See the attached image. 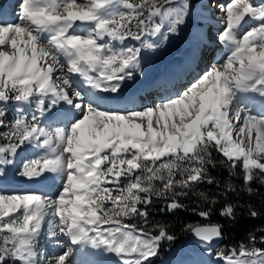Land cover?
I'll use <instances>...</instances> for the list:
<instances>
[{
    "label": "snow or ice",
    "instance_id": "1",
    "mask_svg": "<svg viewBox=\"0 0 264 264\" xmlns=\"http://www.w3.org/2000/svg\"><path fill=\"white\" fill-rule=\"evenodd\" d=\"M17 7L10 20L0 14V264H152L175 236L164 224L146 227L150 206L158 199L175 212L191 195L206 222L185 230L202 253L217 264H264V234L214 247L224 225L211 221L212 206L235 186L197 191L220 185L218 165L250 195L264 187V0L210 5L219 9L222 55L180 89L132 107L118 98L142 74V50L187 26L191 0ZM33 146L39 151L20 159ZM10 167L48 190L5 191ZM235 208L225 203L220 215L234 220ZM249 215L259 213L250 206ZM45 238L58 251L48 254Z\"/></svg>",
    "mask_w": 264,
    "mask_h": 264
},
{
    "label": "rangeland",
    "instance_id": "2",
    "mask_svg": "<svg viewBox=\"0 0 264 264\" xmlns=\"http://www.w3.org/2000/svg\"><path fill=\"white\" fill-rule=\"evenodd\" d=\"M216 1H217V3H219V2H223V3L229 2V0H216ZM200 2H201V0H191V3H192L191 15H190V17L188 19V23L189 24L187 23L189 26L191 24H194L197 27H200V28L203 27V22L200 19L199 10H196L194 8V6H197V4L200 3ZM207 2L212 3L213 0H207ZM15 3L18 5V0H16L13 4H15ZM10 8H11V6L9 4L8 9H10ZM214 10L216 11V12H214L215 16H218L219 15V9L218 10L214 9ZM16 11H18V8H17ZM214 13H212V14H214ZM188 25L186 27H184L182 29V31H180L178 34L170 35L167 41H162L161 39H157L155 42L159 45L158 48L142 50V55H143L142 74L139 73V72L137 73L136 80L134 82H131V81L129 82V84L124 88V91H123V95L124 96L123 95H122L123 97L120 96L121 98L119 97L118 101L119 100H123V99H127L129 95H136V93H137V96H142L143 93L148 92V91H151L152 92L151 94H159V91L164 89V87L163 88L161 87V82H162L161 81V77L156 76V75H158V73H156L157 66L163 65L164 69L162 70V74H165L167 72V70L165 68L167 66H165V63L171 65V64H176V63H179L180 61H185L186 60V58L188 57L186 55V53L189 51V43H186L188 37H186V38H183V37L190 35L191 31H192L191 29H189L190 27ZM211 30H212V27H209L206 30L207 34H209L211 32ZM220 30H221V26L219 25V27L217 28V31L219 32ZM181 38H183V39H181ZM132 43H137V42L132 41ZM216 48H217V50H216ZM206 51L207 52H205V55L204 54L201 55V57H204V61L202 63L204 68L206 66H210L211 65V64H209L208 61L212 60L214 56L216 57L215 52H216V54L219 53L218 57L220 55H222V46L219 43H217V45L215 44V46H212V48H210L208 50L206 49ZM175 52H178V53L175 54ZM176 56L179 57L181 60H179ZM175 60H176V62H175ZM182 65L183 64H181L180 66H182ZM182 70H184V69H182ZM185 71L186 72H183V73H182V71H180L181 73L177 71L176 72L177 74L174 77V78L178 79V81L180 79H183L182 80V81H184L183 83L177 84V86L181 85L180 88L183 87L185 84H187V82L190 81L191 79H193L196 76V74H197L196 73L195 75L192 76L191 75L192 69L190 70V72L187 69H185ZM199 72H201V71H199ZM186 75H187V77H185ZM152 77H154V78H153V80L151 82V78ZM150 83L152 85L154 84L153 87H151ZM147 104H148V102L145 103V105H147ZM38 151L39 150L36 149L34 146L33 147H27L22 152H20V159L31 158ZM7 171H8L9 176L13 179V181L15 183H17V184H22V183L29 184L27 181H25V180H23V179H21L19 177L16 168L10 167V168L7 169ZM59 182H60L59 179H57V183H59ZM41 190H45L46 191L48 189L41 185ZM135 222L139 223V224H143L142 220H137ZM146 227L151 228L152 226L149 224ZM163 243H164V247L163 248H166L167 245L170 244V242L166 241V240L163 241ZM41 246L45 249V251L48 254H51V253H54V252L58 251V249H56V247H55V243L53 241H51L50 239H47V238H45L42 241V245ZM202 247L203 246L198 242V240H196L194 238H191L188 235L178 245L176 244V246L174 245L172 248H170L166 254L162 255L163 253H159V255L162 256V259L160 260V262L158 264H181L183 259H185V257L190 252H191L190 256H188L187 258H189L190 260L193 259L194 262H196L195 264H213L214 262H216L217 261V257L215 255L209 256L207 253H202L201 252V248ZM214 247L217 250L224 249L221 245H217V246H214ZM179 248H180V251H179V254L177 256V259L172 260V261L171 260L168 261V258L170 257V255H172V253L175 252ZM161 249H162V247H161ZM157 259H158V257H157ZM189 259H187V260H189ZM195 259H196V261H195ZM207 260H209V263H206ZM189 263L191 264V262H189Z\"/></svg>",
    "mask_w": 264,
    "mask_h": 264
},
{
    "label": "trees",
    "instance_id": "3",
    "mask_svg": "<svg viewBox=\"0 0 264 264\" xmlns=\"http://www.w3.org/2000/svg\"><path fill=\"white\" fill-rule=\"evenodd\" d=\"M213 155L217 160L222 158V154L214 152ZM212 175L215 176L219 181L220 185H208L202 184L198 188V192H206L208 194L220 193L224 189L226 183H231L235 186L236 191L229 193L227 199L224 197H217V203L213 205V215L211 221L220 222L224 225V237L220 245L224 248H231L238 246L243 241L247 242L249 234H255L257 237L264 234V187H260L254 184V188H259L260 195H250L243 188V181L239 176H230L229 172L223 166H219L212 169ZM184 203L187 205L186 209L177 210L175 212H169L164 207V202L161 200H154L150 206V225L153 227L155 224H164L171 234L175 236V240L170 242L166 248L162 242V249L159 253L166 254L170 248L180 243L190 232L185 230V225L188 223H194L199 221L205 223L206 221L200 218L196 212L191 209L204 205L202 204L201 198L197 195H191L190 199L185 200ZM225 203H233L236 205L235 208V219L226 218L220 215V209ZM253 207L259 215L255 218L249 215V207ZM158 257V259H157ZM162 256L158 255L152 259V264H158Z\"/></svg>",
    "mask_w": 264,
    "mask_h": 264
},
{
    "label": "bare ground",
    "instance_id": "4",
    "mask_svg": "<svg viewBox=\"0 0 264 264\" xmlns=\"http://www.w3.org/2000/svg\"><path fill=\"white\" fill-rule=\"evenodd\" d=\"M15 1L16 0H0V10H2L6 14V17H5L6 19L10 20L13 18L14 12L18 8L16 6L17 5L16 3H15L16 5L13 4ZM208 3L209 2H207V0H201V2L197 4V6H194V8L196 10H199L200 19L203 22V27L200 28L194 24H191L189 26L188 25L189 23L187 24L190 27L189 29H191L192 31H191V34L189 33L190 35L183 37V38L188 37L186 43H189V51L186 53V55L188 57L186 58V60L180 61L179 63H176V64H171V65L165 63V66H167V67H165L167 70V72L165 74H162V70L164 69L163 68L164 66L163 65L157 66L156 73H158V75H156V74L155 75L158 77H161L162 82H165L167 80L170 81L169 82L170 85L166 86V84L165 85L163 84L164 89L159 91V94H151L152 92L148 91V92L143 93L142 96H137V93H136V95H129L127 99L119 100V102L124 103L125 105H127L129 107H132L134 105H145V103H147V102L149 103V102L156 100L159 96L166 94V92H168V91L177 90L180 88L181 85L177 86V84L183 83L184 82V81H182L183 79H180L179 81L173 80V78L177 74L176 73L177 71L178 72L182 71V73H183V72H186L185 69L189 70V72L192 69V72H191L192 76L195 75L196 73H198L199 71H202V69L204 68V66L202 65V63L204 61V57H201V55H203V54L205 55V52H207L206 49L208 50V49L212 48V46H215V44L217 45V43H218L216 40V36L218 34L217 28L219 27V24H217V21L213 18L215 16L214 12H216L214 9L218 10V8L210 7V5H212V4H217V1L213 0L212 3H209V4ZM219 3H221V2H219ZM9 4L11 6L10 9L12 11L10 9H8ZM212 13H214V14H212ZM209 27H212V30L209 34H207L206 30ZM183 38H181V39H183ZM216 50H217V48H216ZM177 53L178 52H175V54H177ZM215 55H216V57L214 56L212 60L208 61L209 64H211L218 57L219 53L216 54V52H215ZM177 58L179 60H181L179 57H177ZM175 62H176V60H175ZM181 64H183V65L180 66ZM182 69H184V70H182ZM154 77H152V78H154ZM185 77H187V75ZM153 85H151V87H153ZM2 187L5 191H8V192H23V191H26L29 189L34 190L38 187L41 188V185L25 184V183L17 184L9 176L8 171H7V175L5 176V178L2 181ZM179 251H180V248L177 249L175 252H173L169 258L167 257L168 261H170V260L172 261V260L177 259ZM190 253L185 257V259H183L181 264H190L189 262H191V264L196 263V262H194L193 259L190 260L189 258H187L188 256H190ZM106 259H108L110 262L115 261V257H113V256H107ZM187 259H189V260H187ZM195 261H196V259H195ZM206 263H209V260H207ZM213 264H217V261L214 262Z\"/></svg>",
    "mask_w": 264,
    "mask_h": 264
},
{
    "label": "water",
    "instance_id": "5",
    "mask_svg": "<svg viewBox=\"0 0 264 264\" xmlns=\"http://www.w3.org/2000/svg\"><path fill=\"white\" fill-rule=\"evenodd\" d=\"M189 236L191 237V238H194V239H196V240H198L192 233H189ZM222 240L223 239H221V240H219V241H217L216 243H215V245L214 246H216V245H218L219 243H221L222 242Z\"/></svg>",
    "mask_w": 264,
    "mask_h": 264
}]
</instances>
